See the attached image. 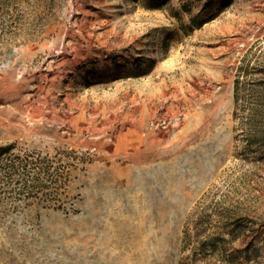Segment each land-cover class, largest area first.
I'll return each mask as SVG.
<instances>
[{
  "label": "rangeland",
  "instance_id": "1",
  "mask_svg": "<svg viewBox=\"0 0 264 264\" xmlns=\"http://www.w3.org/2000/svg\"><path fill=\"white\" fill-rule=\"evenodd\" d=\"M0 264H264V0H0Z\"/></svg>",
  "mask_w": 264,
  "mask_h": 264
}]
</instances>
